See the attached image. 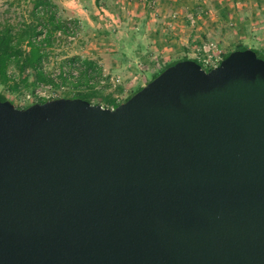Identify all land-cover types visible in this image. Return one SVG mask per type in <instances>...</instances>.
I'll list each match as a JSON object with an SVG mask.
<instances>
[{"label": "water", "instance_id": "1", "mask_svg": "<svg viewBox=\"0 0 264 264\" xmlns=\"http://www.w3.org/2000/svg\"><path fill=\"white\" fill-rule=\"evenodd\" d=\"M0 264H264V58L180 61L115 109L0 94Z\"/></svg>", "mask_w": 264, "mask_h": 264}, {"label": "rangeland", "instance_id": "2", "mask_svg": "<svg viewBox=\"0 0 264 264\" xmlns=\"http://www.w3.org/2000/svg\"><path fill=\"white\" fill-rule=\"evenodd\" d=\"M32 0H0V22L13 24L29 18ZM51 11L38 9V30L51 27L47 15L63 21L77 20V40L67 45L50 38L42 48L47 73L57 69L54 61L70 57L93 60L103 75L115 80L103 93L123 103L145 87L166 65L185 56L194 59L204 45L218 57L242 43L264 49V0H50ZM43 13V14H41ZM195 15V23L190 17ZM138 31L145 50L132 52L125 41ZM136 46L134 45L133 48ZM106 67H108L106 69ZM119 82H116V80ZM33 87H28L32 91ZM14 104L15 94H4ZM99 98H92L97 103ZM108 106L106 101L101 103Z\"/></svg>", "mask_w": 264, "mask_h": 264}, {"label": "trees", "instance_id": "3", "mask_svg": "<svg viewBox=\"0 0 264 264\" xmlns=\"http://www.w3.org/2000/svg\"><path fill=\"white\" fill-rule=\"evenodd\" d=\"M50 0H32L30 2L29 18L13 24L10 21L0 22V94H15L23 88L33 87L39 83H51L52 80L49 75L42 68V60L44 53L39 44L35 40L39 34L38 30V9L42 7L45 12L51 11ZM44 22L51 27V33L59 29L61 26L56 23L54 15H47ZM138 31H132L127 41H125L126 47L132 52L136 50H145L144 44L141 40ZM134 45L136 46L135 48ZM238 50H251L256 53L258 57L264 58V49L257 48L255 45H251L249 42H242L236 45L232 51L223 55V59L229 56L234 51ZM191 58L185 56L177 61L166 65L158 74L153 76V81L158 77L160 73L167 68L176 65L180 61L189 60ZM88 66H92L93 63L86 62ZM150 81V82H151ZM142 88H139L134 94L139 92ZM132 94L130 97H132ZM99 98L97 103L92 102V98ZM128 97L127 100L130 98ZM77 98L85 99L93 104H100L103 101L110 103L111 100L107 97H103L98 93H92L88 95H81ZM126 100V101H127ZM45 103V102H39ZM119 106V105H117ZM116 106V107H117ZM23 107L21 109L28 108Z\"/></svg>", "mask_w": 264, "mask_h": 264}, {"label": "built area", "instance_id": "4", "mask_svg": "<svg viewBox=\"0 0 264 264\" xmlns=\"http://www.w3.org/2000/svg\"><path fill=\"white\" fill-rule=\"evenodd\" d=\"M40 10L43 13H46L43 8ZM51 13L53 14V12ZM55 19L56 23H59L61 26L59 29L51 34L49 27H45L46 29L38 31L39 34L34 41H36L41 48H45L49 44V40L50 38H53V35L57 44L65 41L67 45H70L77 40L80 34L81 25L79 21L71 19L63 21L56 15ZM190 21L192 24L195 23V15L190 17ZM194 59L198 60L202 67L209 71L217 67L223 57L214 55V53H212V48L209 45H204L197 50ZM88 61L92 62L93 65L88 66L86 64ZM45 63L46 60L43 58L42 68L44 71ZM54 63L57 65V69L54 72L47 73L45 71L51 78V83H39L32 91L23 88L15 93L14 105L17 108H23L39 102H47L61 98L75 99L81 95L92 93L103 95L108 87L115 82L113 78L103 75L102 65L93 60H85L80 57H64L63 59L55 60ZM116 82H119V80L117 79ZM122 103L123 101L117 96L108 103V106H103L101 103L100 105L105 108L115 109L117 105Z\"/></svg>", "mask_w": 264, "mask_h": 264}, {"label": "crops", "instance_id": "5", "mask_svg": "<svg viewBox=\"0 0 264 264\" xmlns=\"http://www.w3.org/2000/svg\"><path fill=\"white\" fill-rule=\"evenodd\" d=\"M108 67H106V69H107ZM108 70V69H107Z\"/></svg>", "mask_w": 264, "mask_h": 264}]
</instances>
